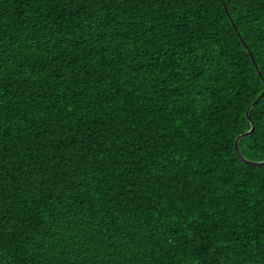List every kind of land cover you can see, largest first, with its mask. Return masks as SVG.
Returning <instances> with one entry per match:
<instances>
[{
  "label": "trees",
  "instance_id": "trees-1",
  "mask_svg": "<svg viewBox=\"0 0 264 264\" xmlns=\"http://www.w3.org/2000/svg\"><path fill=\"white\" fill-rule=\"evenodd\" d=\"M261 78L264 0H0V264H264Z\"/></svg>",
  "mask_w": 264,
  "mask_h": 264
},
{
  "label": "water",
  "instance_id": "water-1",
  "mask_svg": "<svg viewBox=\"0 0 264 264\" xmlns=\"http://www.w3.org/2000/svg\"><path fill=\"white\" fill-rule=\"evenodd\" d=\"M223 7L225 8V11L228 13V11H227V9H226V6H225L224 4H223ZM230 21H231L232 25L234 26V23L232 22V19H231V18H230ZM237 34H238L239 39L244 43L243 38L241 37V35H240L239 33H237ZM244 44H245V43H244ZM250 55H251V53H250ZM251 59H252V62H253V64H254V67H255V69H256V71H257V74H258L259 76H261V72H260V70L258 69V67H257V65H256V62H255V60H254V58H253L252 55H251ZM261 80L264 82V79H263V78H261ZM263 95H264V87H263V90L260 92V94H259V95H258V96H257L252 102H251V104L247 107V110H246V113H245V114H246L248 120L250 121V128H249V130H247V131H245V132L239 134V135L235 138V142H234V144H235V145H234V146H235V150H236L237 154L241 157V159H242L244 162H246V163L254 164V165H258V164H262V163H264V159L261 160V161H251V160H248V159L244 158V157L242 156L240 150H239L238 141H239L242 137L248 136V135L251 134V132L253 131L254 126H253V123H252V121H251V119H250L249 110L251 109V107H252L255 103H257V101H258Z\"/></svg>",
  "mask_w": 264,
  "mask_h": 264
}]
</instances>
